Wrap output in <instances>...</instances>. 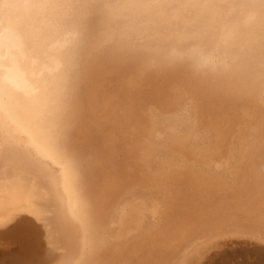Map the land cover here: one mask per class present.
Instances as JSON below:
<instances>
[{"label":"bare ground","instance_id":"obj_1","mask_svg":"<svg viewBox=\"0 0 264 264\" xmlns=\"http://www.w3.org/2000/svg\"><path fill=\"white\" fill-rule=\"evenodd\" d=\"M7 233L0 264L264 244V0H0Z\"/></svg>","mask_w":264,"mask_h":264},{"label":"rangeland","instance_id":"obj_2","mask_svg":"<svg viewBox=\"0 0 264 264\" xmlns=\"http://www.w3.org/2000/svg\"><path fill=\"white\" fill-rule=\"evenodd\" d=\"M6 240V239H8L9 241L7 242L8 244L7 245H0V253H4V252H10V253H18V252H20V249H18V248H20V246L18 247V245L20 244V240H19V237L17 238V236L15 235V238L14 237H10L9 235H8V233H7V236H5V238H3V240ZM44 240V239H43ZM235 241V242H234ZM233 241V243H232V241L231 240H228L227 242H224V245H223V243H220V246H218V248L220 249L221 248V250H220V252H218V249H217V247L215 248V247H212L211 249H210V254H209V252H208V256L206 255L205 256V258H203V260L204 261H202L200 264H227V262H228V264H264V244H260V243H258V242H255V241H249V240H247V243H246V241H244L243 239H237V240H234ZM237 241H239V243L237 242ZM243 241V242H242ZM14 242V243H13ZM231 242V243H230ZM252 242H254V244L252 243ZM229 243V244H228ZM243 243V244H242ZM244 243H246L245 245H244ZM249 243V244H248ZM222 244V245H221ZM234 244H236V245H234ZM9 245H11V246H9ZM232 245H233V248L235 249V250H233V248H231L232 247ZM241 245H243L242 247H241ZM250 245V246H249ZM222 246V247H221ZM228 246H230V247H228ZM247 246H249V247H247ZM7 247H9V248H7ZM223 247L225 248L224 249V252H223ZM227 247V248H226ZM240 247V248H239ZM255 247H256V249H255ZM4 248V249H3ZM228 248H230V249H232L233 251H230ZM236 248H237V250H236ZM252 248V249H251ZM36 249H39L38 247L36 248ZM246 249H248V251L246 250ZM250 249H251V251H250ZM254 249V250H253ZM263 249V250H262ZM19 250V251H18ZM40 250V249H39ZM216 250V252H218V253H216L215 254V251ZM226 251V252H225ZM237 251V252H236ZM257 252L258 251V253H253V252ZM227 252H228V254H227ZM235 252V253H234ZM220 253H222V254H220ZM225 253V254H224ZM233 253V254H232ZM238 253V254H237ZM248 253V254H247ZM252 253V254H251ZM261 253V254H260ZM217 254H218V258H217ZM230 254V255H229ZM251 254V255H250ZM256 254V255H255ZM225 255H227V256H225ZM229 255V256H228ZM245 255V256H244ZM247 255V256H246ZM254 255H255V257H254ZM214 256V257H213ZM262 256V257H261ZM211 257H212V259H211ZM248 257V258H247ZM251 257V258H250ZM257 257V258H256ZM243 258V259H242ZM256 260H255V259ZM210 259V260H209ZM225 259H227V261L225 260ZM232 259V260H231ZM246 259V260H245ZM248 259V260H247ZM251 259V260H250ZM259 259V260H258ZM263 259V260H262ZM211 260H212V262H211ZM225 262H224V261ZM232 262H231V261ZM209 261V262H208ZM246 261H247V263H246ZM214 262V263H213ZM237 262V263H236ZM251 262V263H250ZM253 262V263H252Z\"/></svg>","mask_w":264,"mask_h":264},{"label":"snow or ice","instance_id":"obj_3","mask_svg":"<svg viewBox=\"0 0 264 264\" xmlns=\"http://www.w3.org/2000/svg\"><path fill=\"white\" fill-rule=\"evenodd\" d=\"M111 7H131V5H119V4H116V5H111Z\"/></svg>","mask_w":264,"mask_h":264}]
</instances>
